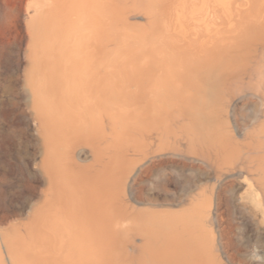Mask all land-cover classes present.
Listing matches in <instances>:
<instances>
[{
	"label": "rangeland",
	"instance_id": "rangeland-1",
	"mask_svg": "<svg viewBox=\"0 0 264 264\" xmlns=\"http://www.w3.org/2000/svg\"><path fill=\"white\" fill-rule=\"evenodd\" d=\"M222 1L0 0V228L16 225L20 233L6 235L20 243L27 264L64 256L53 230L64 225L85 232L73 231L65 243L74 244L73 262L169 264L170 215L140 217L127 207L183 204L177 231L196 209L200 225L214 228L220 254L188 262L264 264V227L246 198L248 179L264 164V0H231L230 10ZM184 6L190 35L176 23ZM46 14L48 26L59 22L73 34L63 41L77 48L70 61L55 38L42 52L37 22ZM166 34L169 53L155 45ZM204 36L217 42L210 60L199 45ZM147 50L150 63L137 76L143 102L132 97L139 90L128 78L116 82L123 94L111 99V70H129ZM110 57L127 66L109 70ZM188 63L200 69L182 78ZM120 201L127 206L117 209ZM1 239L0 264H11Z\"/></svg>",
	"mask_w": 264,
	"mask_h": 264
},
{
	"label": "bare ground",
	"instance_id": "bare-ground-1",
	"mask_svg": "<svg viewBox=\"0 0 264 264\" xmlns=\"http://www.w3.org/2000/svg\"><path fill=\"white\" fill-rule=\"evenodd\" d=\"M232 1L231 0H223L222 1V7L226 8V10L229 9V7L232 8V6L234 4V3L232 4ZM247 1H249V0H247ZM36 5H37V3H36ZM37 7L40 8L42 13L45 12V11H43V7L41 5L40 6L37 5ZM183 8L184 9H180L178 19H176V23L178 22L177 27L183 28L182 32H186L185 34H187L189 32V35H190L192 32V29L189 27V24L186 21L187 17L184 18V15L186 14L187 9H185V6ZM47 16H48V14L43 15V16H39V19L37 22V25L39 27V28L38 27L37 28L43 29V31L39 30L38 34H36V36H37L36 39L38 40V42H40L42 52H44L45 54L46 53L48 54V50L50 49L49 51H51V46H53L51 44V40H54V38H55L59 47L60 46L62 47V45L65 44L66 50L63 51L64 53L62 52V54L64 55V56L63 55L62 56L66 61H70V59L73 58L74 50L77 48H76V46H75V49L73 48L74 44L72 45L69 43L67 45L65 42L63 44V41L69 40L71 42V40H72L71 38H72L73 34H69V33L64 34L62 32V30L68 29V27H66V28L64 26L62 27L59 22H56V23L54 22L51 25L49 24L50 26H48L47 23L51 20H50V17H47ZM179 22L181 25L179 24ZM209 26H211V27L214 26V27H212V29L213 28L215 29V27H216L214 24H209ZM72 29H73V26H72ZM184 29H185V31H184ZM207 29H208V27H207ZM210 30H208V31H210ZM166 32H168V31H166ZM211 33H213V32H211ZM77 36H79V34ZM167 36L168 35L166 34L165 37L163 36V38H161L160 40L159 39L155 40V45H157L158 47H162L165 51L164 53H167V52L169 53V45H170L169 41L170 40L168 39ZM85 38H86V35H85ZM187 38L189 39V37H187ZM204 38H207V39L202 41V43L199 45H201V47L205 46V48L207 50V54H206L207 60H210L213 57V53L214 52L217 53V50L213 49V47L216 45L217 42L214 44L213 42H215V39H213L214 40L213 41V40H211L212 38L210 39V37L204 36ZM198 39H200V38H198ZM190 40H193V39H190ZM202 40H203V38H202ZM192 42L194 43V41H192ZM200 42H201V40H200ZM80 47H78V48H80ZM57 52H59V50ZM145 54H146V56L144 57L145 60H139V61H135V62L129 61L128 62L129 63V70L127 69L126 71L123 68H118V69H116V71H114V69H113L114 66H122V65L127 66L126 63L120 62V61H112L111 57L106 61V63L108 64L107 67L109 68V70L111 68L113 69V72L111 70V74L114 75L115 74L114 72H116L117 75L115 74L116 76L115 75L114 76L118 78V79H115V77H108V79H107L109 86L107 88L105 87L106 88V94L108 93L111 99H115L120 94H123V93H121L122 89L119 87V84H117V83L119 80L124 81V78H128L126 81L128 82L131 79L133 81V83H131V84L135 85V87L137 88V89H135V93L137 90H139V92L137 94H134L133 91H130L131 93L134 94V95L132 94V97L133 98L136 97V99L139 102H143L144 97L146 95V93L143 90L144 86H145V82L143 79H138L137 76L139 74L141 75L142 73H144V71L146 70V68L148 67V65L150 63L149 58L147 59V56L148 57L150 56V51L147 50ZM58 56H60V55L57 54V57ZM43 58H44V56H43ZM135 66H138L139 68H135ZM192 67H193V63L192 64L188 63L186 65H183L182 71L181 72L179 71V73H180L179 75H181L180 77H182V78L183 77H186V78L187 77L188 78L194 77L193 74H196L195 72H198V70L200 69L199 68L200 66L196 67V68H192ZM138 71H140V72L137 74ZM206 75H208V73ZM120 84H121V82H120ZM71 85L69 84L68 86H71ZM104 85H105V83H104ZM70 88H71L70 91L66 90L67 94H68V92H70V95L72 94L75 96V94L78 93L76 91L77 87H76V90H74L72 86ZM155 93H154V95H152V97L155 100V101H153L154 103L157 101L158 96L160 95V93H156V94ZM133 98H132V100H133ZM66 100H63V101L61 100V102L63 104L68 103V102L70 103V101L67 100L68 101L67 102ZM71 102L73 103L72 100H71ZM137 103L138 102L135 101V104H137ZM70 108L71 107H68V109H70ZM223 126H224V124H223ZM224 128L227 129L228 127L227 128L224 127ZM144 144H143V146H145ZM146 153H147V155L149 154V152H145V154ZM48 168H50V166L47 164V168H46L47 171H48ZM256 168L259 172L261 171V174L248 179L246 198L249 200L250 210H251L250 213L252 215L257 216L261 225L264 227V164L256 166ZM57 169H58V166L56 167L55 170L57 171ZM85 171H87V170H85ZM61 172H64V171H61ZM119 174L120 173L118 172V175ZM253 175H255V174H253ZM116 178L118 179V182H116L115 187L116 188L120 187L122 190L123 189L122 180L120 177H116ZM63 179H65V177ZM68 186H66V187H68ZM116 202H118V201H116ZM68 203H70L69 209L74 211L73 209L76 206L74 199H72ZM118 204H119V206L117 205V209L120 208V205L124 206V207L127 206V204H125L124 201L123 202L120 201ZM185 206H187V205L183 204L179 207H169V208H165V207L153 208V207H149L146 205L145 206L132 205L131 207L128 206L127 208H130L131 213L133 215H136V216H137V213L135 212V210L140 211L139 213H141V214L138 215L140 217H142L143 215H149L148 213L157 214L160 216V218H163L164 216L166 217L167 215H170L169 220H170L171 225H170V229L168 232V248L165 249L166 253H168L166 258H167V261L169 262V264H192L191 262H188V259H190L189 257L194 255V254L202 255V256L207 257V258L208 257L209 258L220 257V254L218 253V250H217L218 249V242H217L218 239H217V236L214 232V228L211 226L210 228L204 229L202 224L200 225V221H198V217L196 216L197 214H195L197 211L196 209L194 210L195 211L194 213L191 212V210L189 209V210H187V213H185V215L183 214V216L181 217L182 218L181 219L182 229H181V231H177V226H176L177 217L174 214L180 213V211H182L185 208ZM137 209H140V210H137ZM35 210L36 209L33 210V216L30 219L29 223L26 224V230H29V228L30 227L32 228V226L35 224V218H34V211ZM71 210L70 211L68 210L69 215L74 218V216H73L74 212H71ZM146 212H148V213H146ZM198 223H199V225H198ZM151 226H154V225L151 224ZM118 227L119 226H117V225H116V227H114V234L115 235L118 233V230H117ZM53 230L56 232H59L61 234L60 235L61 241H60V244L57 246L61 247V249H64V252H65L64 256L62 258L56 260V264H83L85 262V260L82 258H80L79 260H76L75 262H73L74 260L72 261V258H73L72 257V255H73L72 247L74 244L68 245L65 243H67L69 241L70 242L73 241L72 237L70 236L73 231L74 232L75 231L82 232L83 234H85V232H83L84 229L79 227L78 229H72L71 230V228H69L68 225H64V226H60V227H53ZM98 231H100L99 234H101V233L104 234L106 232V229H102V230H98ZM19 233H20V231H17L16 225H11L10 227H7V228H0V236L2 237L1 240H2V243L5 246L7 252L10 256L11 264H27L28 263L26 258L22 255V253L19 252L18 246L20 243L14 242L13 240L11 241L10 238H8V236H7V235L19 234ZM257 254L259 255V253H257ZM2 258H3V256L0 253V261L3 260Z\"/></svg>",
	"mask_w": 264,
	"mask_h": 264
}]
</instances>
